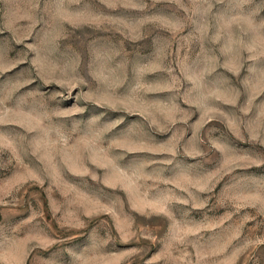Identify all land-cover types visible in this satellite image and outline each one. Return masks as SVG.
Returning <instances> with one entry per match:
<instances>
[{"label":"rangeland","instance_id":"374dc122","mask_svg":"<svg viewBox=\"0 0 264 264\" xmlns=\"http://www.w3.org/2000/svg\"><path fill=\"white\" fill-rule=\"evenodd\" d=\"M0 264H264V0H0Z\"/></svg>","mask_w":264,"mask_h":264}]
</instances>
